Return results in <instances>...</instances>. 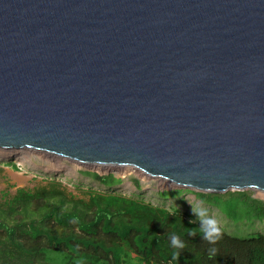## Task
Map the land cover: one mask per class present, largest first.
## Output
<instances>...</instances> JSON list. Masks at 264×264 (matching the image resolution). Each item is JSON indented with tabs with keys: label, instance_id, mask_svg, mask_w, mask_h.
<instances>
[{
	"label": "water",
	"instance_id": "obj_1",
	"mask_svg": "<svg viewBox=\"0 0 264 264\" xmlns=\"http://www.w3.org/2000/svg\"><path fill=\"white\" fill-rule=\"evenodd\" d=\"M0 149L264 192V0H0Z\"/></svg>",
	"mask_w": 264,
	"mask_h": 264
},
{
	"label": "trees",
	"instance_id": "obj_2",
	"mask_svg": "<svg viewBox=\"0 0 264 264\" xmlns=\"http://www.w3.org/2000/svg\"><path fill=\"white\" fill-rule=\"evenodd\" d=\"M94 174L111 184L118 179ZM191 192L235 224L264 223V201L248 190ZM2 195L0 264H264L263 233L251 227L237 235L218 226L221 236L211 243L201 232L205 220L175 206L95 189L73 195L56 181ZM174 235L184 248L172 245Z\"/></svg>",
	"mask_w": 264,
	"mask_h": 264
},
{
	"label": "rangeland",
	"instance_id": "obj_3",
	"mask_svg": "<svg viewBox=\"0 0 264 264\" xmlns=\"http://www.w3.org/2000/svg\"><path fill=\"white\" fill-rule=\"evenodd\" d=\"M10 165H15L18 169ZM94 173L100 176L112 174L118 179L113 180L111 184L109 176L99 178ZM49 181L61 183L66 187V191L73 195L88 189L132 195L156 205L168 208L175 206L181 212H187L202 220L214 219L217 226L225 228L228 233L244 235L252 227L254 231L264 234V223L258 220L249 225L243 222L235 224L216 207H211L197 198L191 189L175 187L164 180L144 175L131 168L91 167L29 150L0 149V198L5 192L12 195L17 188L35 190L47 185ZM166 190L169 192L165 194L163 191ZM182 190L185 192L182 193ZM248 191L252 192L254 198L264 201L263 192L256 189ZM202 209L206 210L204 216L200 215Z\"/></svg>",
	"mask_w": 264,
	"mask_h": 264
},
{
	"label": "clouds",
	"instance_id": "obj_4",
	"mask_svg": "<svg viewBox=\"0 0 264 264\" xmlns=\"http://www.w3.org/2000/svg\"><path fill=\"white\" fill-rule=\"evenodd\" d=\"M206 213L205 209L201 210L200 215L204 216ZM205 225L207 226L205 229H201V232H206V235L204 236V239L208 240L211 243H215L221 236V229L217 226V222L214 219H206L204 221ZM194 234V233H193ZM171 243L175 247L184 248L185 245L180 242L178 236H172ZM215 250L213 249L212 252ZM179 253H176L175 259H178Z\"/></svg>",
	"mask_w": 264,
	"mask_h": 264
},
{
	"label": "bare ground",
	"instance_id": "obj_5",
	"mask_svg": "<svg viewBox=\"0 0 264 264\" xmlns=\"http://www.w3.org/2000/svg\"><path fill=\"white\" fill-rule=\"evenodd\" d=\"M5 150V149H4ZM61 159V158H60ZM99 167H101V168H106V167H102V166H99ZM108 168V167H107ZM111 168H121V167H111ZM125 168H127V167H125ZM132 169V168H131ZM139 172H141V171H139ZM142 173V172H141ZM144 174V173H143ZM145 175V174H144ZM162 180V179H161ZM262 192V191H261ZM264 193V192H263Z\"/></svg>",
	"mask_w": 264,
	"mask_h": 264
}]
</instances>
